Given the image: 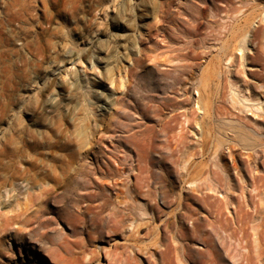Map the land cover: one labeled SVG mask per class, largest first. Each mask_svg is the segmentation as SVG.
I'll list each match as a JSON object with an SVG mask.
<instances>
[{
	"label": "rangeland",
	"instance_id": "rangeland-1",
	"mask_svg": "<svg viewBox=\"0 0 264 264\" xmlns=\"http://www.w3.org/2000/svg\"><path fill=\"white\" fill-rule=\"evenodd\" d=\"M19 2L16 7L0 8L7 17L6 29H2L0 16V255L6 247L13 261L20 259L19 264H47L44 255L38 260L29 256L40 242H20L14 234L13 229L24 219L30 227L51 230L48 233L53 236L46 245L58 240L55 228L70 239L83 238L79 228L58 216L62 202L54 200L62 194L68 176L91 171L112 200H122V190L150 224V234L145 235L141 228L134 232L131 242L145 250L135 257L131 252L130 264H160L155 238L159 249L169 239L177 246L180 222L189 227L190 217L197 210L202 217L205 211L197 208L198 201L186 199L191 184L182 180L167 205L155 199L163 215L154 216L135 186L145 174V139L155 123L157 105L169 101L168 83L176 81L179 86L185 71L191 69L189 64L200 61L202 69L212 55L219 54L216 47L228 20V0ZM15 19L21 20L19 37ZM255 20L250 28L257 26ZM202 50L205 54L198 58ZM258 65L251 66L260 68ZM199 67L193 70L196 77ZM248 67L241 66L245 73ZM165 70L169 71L167 78ZM196 77L184 82L191 86L192 107L196 106ZM165 112L167 116L170 111ZM246 118L255 121L257 117L248 112ZM224 151V166L237 173L233 162L238 161L227 156L228 149ZM164 154L171 158L169 149ZM117 162L129 167L120 176L114 172ZM164 167L174 171L176 164L168 159ZM178 199L182 204L176 209ZM17 210L24 213L3 229L6 215ZM177 212L182 213L178 224L162 223L168 217L176 220ZM124 226L119 234L105 233L93 242L98 252L91 264L125 261L112 254V249H122L124 235L129 233L128 222ZM199 245L201 241H196L194 246ZM190 254L186 264H195L198 255ZM0 264L13 262H4L0 256Z\"/></svg>",
	"mask_w": 264,
	"mask_h": 264
},
{
	"label": "bare ground",
	"instance_id": "bare-ground-1",
	"mask_svg": "<svg viewBox=\"0 0 264 264\" xmlns=\"http://www.w3.org/2000/svg\"><path fill=\"white\" fill-rule=\"evenodd\" d=\"M236 1L228 0V20L224 22L223 36L216 47L219 54L212 55L202 69L200 61L189 64L191 69L185 71L186 77L180 79L182 84L179 86H175L176 81L168 83L169 101L157 105L155 123L149 126L147 138L143 136L145 174L135 182L136 194L144 197L154 216L163 215L155 199L167 205L174 198V188L182 180L191 184L185 191L186 199L198 201L197 208L205 211L201 217L197 210L195 216L190 217L189 227L180 222L177 226L180 243L177 246L169 239L159 249L155 238L154 250L160 254V264H186L191 252L198 255L195 264H264V4H261L264 0H238L239 4L235 5ZM254 20L257 26L250 28ZM238 50L239 57L236 55ZM248 50H252L251 54ZM202 54H205L204 50L198 53V58ZM255 63L260 68L251 66ZM241 66H249L246 73ZM198 67L201 70L196 77L193 70ZM168 74V70L163 71L166 78ZM195 77L198 79L195 86L197 96L196 106L192 107L188 96L191 86L185 83ZM165 109L170 111L167 116H164ZM248 112L256 115L255 121L246 118ZM166 148L171 158L165 156ZM225 149L229 152L227 156L238 161V164L233 162L238 168L235 174L224 166ZM168 159L176 164L174 171L164 167ZM116 165L114 172L119 176L128 167L121 162ZM92 173L85 171L81 176L75 172L70 177L68 174V183L60 197L54 200L62 202L58 216L79 228L83 238L70 239L68 234H61L55 228L58 240L46 245V240L52 239L53 235L48 233L51 230L30 227L28 219L13 229L20 242L41 243L29 252L33 260L44 259V255L47 264H91L98 252L93 242L105 233L119 234L126 229L127 222L130 228L124 235L122 249L114 248L112 254L119 261L125 259L118 264H130L131 252L133 257L144 254L145 249L131 240L140 228L145 229V235L151 233L150 224L143 216L145 213L135 211L133 200L122 195V190L120 197L123 199L112 200L105 185L99 183ZM180 204L182 202L178 199L176 209ZM23 213L17 210L6 215L3 229L16 223ZM174 216L176 220L168 217L162 223L178 224L182 220L181 212ZM201 230L204 233L201 234ZM196 241H201L202 245L194 246ZM0 256L4 262L20 263L18 258L12 260L6 247ZM109 264L115 263L109 259Z\"/></svg>",
	"mask_w": 264,
	"mask_h": 264
},
{
	"label": "built area",
	"instance_id": "built-area-1",
	"mask_svg": "<svg viewBox=\"0 0 264 264\" xmlns=\"http://www.w3.org/2000/svg\"><path fill=\"white\" fill-rule=\"evenodd\" d=\"M10 5L12 6L14 5L16 7L20 5V2L19 0H0L1 9H5L7 6H10ZM5 14H6L5 11H1L0 13L2 29H6V25H7V17ZM14 29L19 37L20 30H21V20L20 19L14 20Z\"/></svg>",
	"mask_w": 264,
	"mask_h": 264
}]
</instances>
